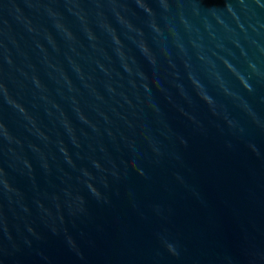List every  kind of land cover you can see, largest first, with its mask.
Returning <instances> with one entry per match:
<instances>
[{
  "label": "water",
  "instance_id": "water-1",
  "mask_svg": "<svg viewBox=\"0 0 264 264\" xmlns=\"http://www.w3.org/2000/svg\"><path fill=\"white\" fill-rule=\"evenodd\" d=\"M0 264H264V0H0Z\"/></svg>",
  "mask_w": 264,
  "mask_h": 264
}]
</instances>
